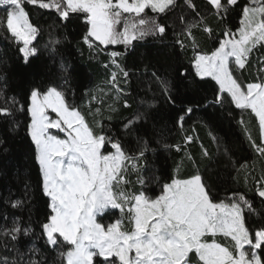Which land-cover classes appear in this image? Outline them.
<instances>
[{"label":"snow or ice","instance_id":"1","mask_svg":"<svg viewBox=\"0 0 264 264\" xmlns=\"http://www.w3.org/2000/svg\"><path fill=\"white\" fill-rule=\"evenodd\" d=\"M237 3L238 0H205V9L209 14L224 18ZM25 4L55 9L63 22L68 21L70 14H83L87 27L83 41L90 49L94 47V41L100 45H124V52L108 54L111 66L118 70L113 71L107 81L117 100L127 95L125 87L129 78V72L118 63L119 58L135 47L134 42L146 37L158 38L163 43L167 27L175 29L178 19L181 30L174 32L173 47L178 45L186 49L189 43L192 45L194 55L190 63L195 75L202 79L210 77L217 86L211 103L221 108L234 105L241 112L250 110L254 114L258 121L259 143L247 126L244 130L250 147L264 159V79L245 85L232 67L234 62L237 68L244 69L249 54L257 44L264 42V0L246 3L241 9L240 27L236 30L239 38L226 29L224 38L210 52L198 50L193 34V30L201 25L203 32L211 35L213 31L194 0H183L182 14L174 17L171 25L161 24L155 17L143 14L149 8L156 14L168 13L178 7V0H0L3 8L0 25L6 28L10 38L23 43L19 53L24 63L29 64L30 58L39 52L32 45L40 29L29 22ZM192 14L200 19L190 22L188 16ZM121 24L122 30L118 28ZM50 43L53 45L50 49L45 46L53 61L47 67L50 81L46 89L33 87L24 104L17 107L16 98L10 97L9 106L0 107V116H12L15 111L26 113L29 118L26 135L31 140L34 163L38 167L35 188L26 181L23 198L11 200L9 197L5 203H10L12 209L25 208L35 197L43 201L48 211L42 221L36 222L39 232L34 231L31 212L27 227L20 217H13L9 225L7 213L0 214L5 221L0 224V247L12 253L11 256H0V264H47L34 243L28 246L29 258H24L26 253L17 247L21 236L42 239L53 250L70 246L67 252L58 254L66 264H95V258H100L101 264H115L116 261L119 264H190V253H195L196 264H264V226L254 232L245 226V209L256 212L252 201L245 194L234 192L227 198L228 202H214L199 171L188 179L173 178L170 183H164L155 199L144 191L137 194L114 190L128 183L129 165L132 171H139L147 165L148 140L136 136L138 150L129 155L111 127L102 126L97 134L80 110L68 102L63 89L69 83L71 66L66 65L63 58L56 64L54 46L60 40L53 39ZM261 62L264 63V58ZM104 66L109 67L108 64ZM180 74L185 75L184 72ZM121 75L125 87L118 82ZM152 76L165 97L174 103L169 82L156 72ZM96 98L92 96V99ZM141 103L147 105L145 111H137L125 118L126 122L122 124L124 136L136 135L142 121L145 122V134H149L146 125L152 115L148 109L153 104ZM123 107L130 105L125 101ZM49 110L55 114V119L50 118ZM187 111L190 113L192 108ZM183 119L181 116L180 121ZM238 123L243 125L245 122L241 119ZM53 129L63 133L64 138L51 134ZM12 130L15 131V127ZM191 140V136L186 137V142ZM213 141L217 143L219 154L222 145L217 137H213ZM106 147L111 149L107 154L102 151ZM163 147L169 149L173 146L164 144ZM174 147L179 150L178 145ZM151 151L155 152V149ZM202 155L212 158L206 149ZM223 155L235 165L227 147H224ZM188 159L192 158L189 156ZM256 194L264 204V183H259ZM125 208L130 217V229L125 230L119 219L107 226L97 222V216L109 209L123 213ZM217 233L230 238L233 242L231 249L215 240L211 243L203 240L206 234L215 236ZM9 241L11 248L8 247ZM245 246H248L247 250Z\"/></svg>","mask_w":264,"mask_h":264},{"label":"trees","instance_id":"2","mask_svg":"<svg viewBox=\"0 0 264 264\" xmlns=\"http://www.w3.org/2000/svg\"><path fill=\"white\" fill-rule=\"evenodd\" d=\"M194 2L204 15L207 26L213 30L211 35L202 31L203 25L193 30L198 50L210 52L218 46L219 40L224 38L223 32L226 29L235 32L240 27L241 9L246 3H251V0H238L237 5L224 18L209 14L205 9V0ZM182 6L183 0H178V7L168 13L156 14L146 9L143 15L155 17L161 24L171 25L173 18L182 14ZM24 7L29 22L40 29L32 45L38 48L39 52L30 58L29 64H25L22 54L19 53L21 44L10 38L6 28L0 25V77L3 78L0 79V107L9 106L10 97L16 98L17 107L24 104L27 93L33 87L46 89L50 81L46 71L53 61L45 46L48 45L50 49L53 47L50 41L59 39L60 43L54 46L57 50L56 64L63 58L66 65L71 66L69 83L63 90L68 102L80 110L87 124L97 134L102 126L111 127L121 138L129 155L138 150L136 136L148 140V163L135 174L126 173V179L131 183L125 185L126 191L131 189L137 194L144 191L152 197L161 191L164 183L171 180L175 168H180L184 176L194 175L199 171L214 202H228L227 198L234 192L245 194L256 210L252 213L245 209V226L253 232L264 226V204L256 194L259 183H264V159L250 147L244 130L247 126L248 131L259 143L258 121L250 110L241 112L235 109L234 105L221 108L211 103L215 98L214 90L217 86L212 79H202L195 75L190 63L194 55L192 45L189 43L186 49H181L178 45L173 47L174 32L181 30L178 19L175 29L167 27L163 43L158 38L146 37L143 41L134 42L135 47L129 49L126 56L119 58L118 63L129 72V78L125 87L122 75L118 77V82L125 87L127 95L117 100L115 92H110V85L107 84L111 73L117 70L111 66L108 54L113 51L124 52V45L103 47L94 43V47L90 49L83 41L87 32L83 14H70L68 21L63 22L59 20L55 9H43L31 4H25ZM2 14L3 8L0 7V15ZM199 19L195 14L188 16L190 22ZM262 58L263 42L257 44L249 54L244 69L232 64L234 74L244 84L264 79V71L261 70L264 69ZM106 64L109 67L106 68ZM153 72L169 82L174 103L165 97L152 76ZM181 72L185 75L182 76ZM93 95L97 98L92 99ZM125 101L130 107H123ZM141 101L153 104V107L148 109L152 115L146 125L149 134H145V122L142 121L136 135L124 136L122 124L126 122L125 118L137 111H145L147 107ZM189 107L192 108L190 113L187 111ZM113 108L116 111H112ZM181 116L184 117L183 121H180ZM28 119L26 113L19 111H15L12 116H0V214L7 213L9 225L13 217H20L23 225L27 227L31 212L34 231L39 232L36 222L42 221L48 211L42 200L33 197L27 207L18 209H12L10 203H5V199L9 197L11 200L23 198L26 181L31 182L33 189L36 185L38 167L34 163L31 140L26 135ZM241 119L245 122L243 125L238 123ZM14 127L15 131L12 130ZM153 128L156 129L155 132L151 131ZM187 136H191L192 140L186 142ZM213 137H217L222 145L219 154ZM164 144L173 147L165 149ZM177 145L179 150L174 147ZM224 147L229 150L231 161H235L234 166L229 158L223 155ZM151 149H155V152ZM205 149L211 159L202 155ZM107 150L109 147L103 149ZM189 156L191 160L188 159ZM241 165L246 167L241 168ZM139 179L144 183L141 184ZM104 216L106 215L100 216L99 220H103ZM4 223L0 218V224ZM123 224L127 230L130 229L127 217ZM33 243L47 264H64L58 254L67 251L70 246L53 250L46 246L42 239L21 236L17 247L20 252L26 253L25 259L30 256L28 246ZM8 247H12L11 241ZM3 255L11 256L12 253L0 247V256ZM196 262V257L191 258L190 264ZM95 264H101L100 258H95ZM115 264L119 263L116 261Z\"/></svg>","mask_w":264,"mask_h":264},{"label":"rangeland","instance_id":"3","mask_svg":"<svg viewBox=\"0 0 264 264\" xmlns=\"http://www.w3.org/2000/svg\"><path fill=\"white\" fill-rule=\"evenodd\" d=\"M148 10H150L151 11V9L149 8ZM146 17H148V16H146ZM118 28L120 29V30H122L123 29V25L121 24V25H118ZM232 33H234L235 35H236V37L237 38H239V33L237 32V31H235V32H232ZM20 44H21V47L23 46V43L22 42H19ZM94 43H97V44H99V42L98 41H94ZM264 43V42H263ZM100 45V44H99ZM100 46H103V47H105V46H115V45H100ZM231 59V58H230ZM233 64H234V62H233ZM194 69V68H193ZM116 70V69H115ZM117 71V70H116ZM194 72H195V70H194ZM205 78H210V77H205ZM211 79V78H210ZM246 85V84H245ZM49 116H50V118H53V119H55L56 117H55V114L54 113H51V111L49 110ZM51 131V134H53V135H59L60 136V138H64V134L63 133H58V131L57 130H55V129H53V130H50ZM103 151V150H102ZM109 151H111V149H110V147H109V150H107V151H103L105 154H107V152H109ZM128 172H132V173H136L137 171H132L131 170V167H130V165H129V169H128ZM195 175V174H194ZM190 176H192V175H190ZM190 176H184L183 175V171L180 169V168H175L174 170H173V174H172V178L171 179H173V178H176V179H188ZM133 179V178H132ZM140 181H141V179H139ZM138 180V181H139ZM136 181V180H135ZM171 182V180L169 181V182H167V183H170ZM128 184L129 185H131V183H130V180H128ZM137 184H138V182H137ZM162 189V188H161ZM114 190H124V191H126V189H125V185L124 184H122V185H120L119 186V189H114ZM129 192H132L131 191V189H130V191ZM141 192V191H140ZM161 193V191L157 194V195H155V196H152L151 198H153V199H155V197L156 196H158L159 194ZM104 215V214H103ZM103 215H98L97 216V222L98 223H101L102 225H104V226H107L109 223H114L116 220H121L122 221V225H123V228L125 229V230H127L126 229V226H125V224H123V220L127 217V219L128 220H130V217H129V214H128V211H127V208H125L124 209V212L122 213L120 210H118V209H109L106 213H105V215L106 216H104L103 217V220H99V217L100 216H103ZM131 225V224H130ZM131 228V227H130ZM203 240L204 241H206V242H209V243H211L213 240H215L217 243H220V244H222L223 246H227V247H229L230 249L232 248V246H233V242L230 240V238H228V237H224L222 234H219V233H217L215 236H213V235H211V234H206L205 235V237H203ZM247 248H248V246H245V249L247 250ZM65 252H67V251H65ZM132 255H134V253L132 254ZM190 256H191V258H195L196 257V255H195V253H190ZM197 258V257H196ZM118 262V261H117ZM119 263V262H118ZM64 264H66V261H64Z\"/></svg>","mask_w":264,"mask_h":264}]
</instances>
